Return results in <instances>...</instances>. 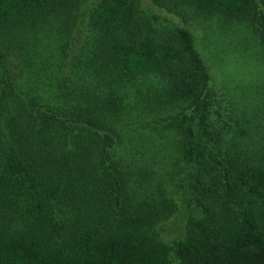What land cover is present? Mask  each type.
I'll return each mask as SVG.
<instances>
[{
    "label": "trees",
    "instance_id": "16d2710c",
    "mask_svg": "<svg viewBox=\"0 0 264 264\" xmlns=\"http://www.w3.org/2000/svg\"><path fill=\"white\" fill-rule=\"evenodd\" d=\"M145 2L0 0V264H264V0Z\"/></svg>",
    "mask_w": 264,
    "mask_h": 264
},
{
    "label": "rangeland",
    "instance_id": "374dc122",
    "mask_svg": "<svg viewBox=\"0 0 264 264\" xmlns=\"http://www.w3.org/2000/svg\"><path fill=\"white\" fill-rule=\"evenodd\" d=\"M141 2H142L143 7L146 8L147 4H146L145 0H141ZM193 33L195 35L196 42L200 44L202 42L201 40L203 38V33L199 30L198 27H194ZM227 63H228V66H226V68H228L229 72L238 73L239 76L242 78L240 80H242L243 83L245 82L246 84H248V80L249 81L251 80V77L249 76V73H251L253 71L255 65L252 66V64H250V63H248V64L245 63L244 59L241 57V55H239L236 60H233L232 56L228 57L227 58ZM209 65H210L209 68H210V70L212 72V75L216 79L218 77L217 75H218L219 70H220L221 67L220 66L216 67V66H213L211 64H209ZM246 76L250 77V78H246ZM222 78L223 77H221L220 73H219V79L218 80L216 79V82H217L216 85L219 88V90L217 89V92L222 94V93H225V92L229 91V93L232 96H237L239 94V88H241L243 84L240 83L239 81H234V79H232L230 81L229 88L226 89V86H228V83L225 84V85H222V82H221ZM259 88H260L259 91H261L263 89V87H261V85L259 86ZM229 97H231V96L229 95ZM167 226H168V228H167L166 231L169 233L168 237L169 238H173L181 230L182 221H181V219L177 218V219H174V220L170 221L167 224Z\"/></svg>",
    "mask_w": 264,
    "mask_h": 264
}]
</instances>
